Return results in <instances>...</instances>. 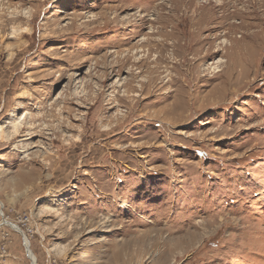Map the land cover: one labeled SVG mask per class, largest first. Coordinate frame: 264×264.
Listing matches in <instances>:
<instances>
[{
  "label": "rangeland",
  "instance_id": "1",
  "mask_svg": "<svg viewBox=\"0 0 264 264\" xmlns=\"http://www.w3.org/2000/svg\"><path fill=\"white\" fill-rule=\"evenodd\" d=\"M0 264H264V0H0Z\"/></svg>",
  "mask_w": 264,
  "mask_h": 264
},
{
  "label": "bare ground",
  "instance_id": "2",
  "mask_svg": "<svg viewBox=\"0 0 264 264\" xmlns=\"http://www.w3.org/2000/svg\"><path fill=\"white\" fill-rule=\"evenodd\" d=\"M134 57V56H133ZM125 60H126V58H124L122 61H117V62H119V63H117V65H116V68L117 69H115V65H110L109 64V66H110V68L112 69L111 70V72H117V71H119L120 70V68L123 66V64H124V62H125ZM139 62V61H138ZM113 63V62H112ZM111 63V64H112ZM117 70V71H116ZM155 73V72H154ZM108 74H111L110 72L109 73H107V75ZM10 224V226L15 230V231H17V232H20V230H19V228L16 226V225H14L13 223H9ZM24 236V235H23ZM24 238V237H23ZM30 254V253H29ZM31 256L33 257L34 255L33 254H31ZM34 258V257H33ZM34 261V260H33Z\"/></svg>",
  "mask_w": 264,
  "mask_h": 264
}]
</instances>
